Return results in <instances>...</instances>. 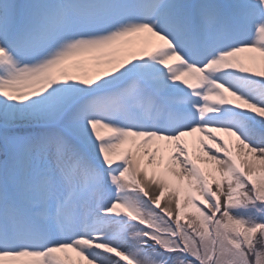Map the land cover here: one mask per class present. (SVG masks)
Instances as JSON below:
<instances>
[{
	"label": "snow or ice",
	"instance_id": "obj_1",
	"mask_svg": "<svg viewBox=\"0 0 264 264\" xmlns=\"http://www.w3.org/2000/svg\"><path fill=\"white\" fill-rule=\"evenodd\" d=\"M0 264H264V0H0Z\"/></svg>",
	"mask_w": 264,
	"mask_h": 264
}]
</instances>
